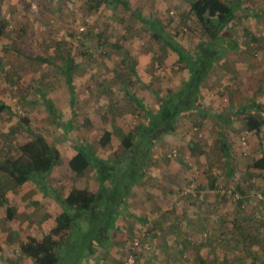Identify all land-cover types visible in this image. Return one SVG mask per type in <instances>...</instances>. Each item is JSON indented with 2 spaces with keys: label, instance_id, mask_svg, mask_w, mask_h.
Wrapping results in <instances>:
<instances>
[{
  "label": "rangeland",
  "instance_id": "obj_1",
  "mask_svg": "<svg viewBox=\"0 0 264 264\" xmlns=\"http://www.w3.org/2000/svg\"><path fill=\"white\" fill-rule=\"evenodd\" d=\"M39 1L41 0H35L33 4H30L27 10L28 15L25 14L26 21L30 23L32 29L21 31V27L9 31L8 25L0 39V100L9 107L8 111L0 115V161L12 160L16 157L18 146L31 139L28 129L32 133L43 134L53 144L57 142L58 137L104 136L109 138L108 144L112 151H95L93 152L95 160H93L112 161L116 157H121L123 153L119 154V151H115L120 142L118 132L126 134L141 123L140 116L134 108L135 104H127L124 93L127 91L131 96L146 103V106H155L153 108L155 110L156 94L153 95L148 90L151 78L160 76L162 77L160 87L174 89L175 85L179 86L181 75L183 73L187 75L186 70L177 64L175 54L162 44H154L146 27L141 26L130 12H125L109 0H61L59 17L64 20L63 24L54 29L43 30L35 29L41 21L39 17L42 11L38 8L43 5H39ZM124 1L132 10L138 11L140 16L153 18L160 15L158 17L165 26L166 32L192 55L196 43L201 40L200 33L194 18L191 19L175 10L178 0ZM49 9L51 22L55 17L53 8ZM12 16L14 18L12 17L11 21L23 25L18 13ZM41 18L47 19L43 16ZM180 18L184 20L180 21ZM13 25L15 27L11 28L18 26ZM80 28H83V31H80ZM20 31L23 32L21 36L26 34V38L21 39V36H18ZM39 32H42V36L38 34ZM13 34H16L17 38H14ZM7 46L12 48L11 51L5 48ZM144 48H147L145 52ZM149 54H152L153 59L150 60L149 65L142 68V60L147 58L148 61ZM124 56L129 61L122 62L126 59L123 58ZM37 57L49 63L38 62L35 60ZM67 60L70 62V67L65 66ZM62 70L69 71L71 76L72 85L77 94V96L75 94L76 106L70 103V93L66 77L61 73ZM103 77L107 79L105 84L102 83ZM97 87L101 88V92L96 89ZM107 88L110 92H106ZM47 98L52 101L54 112L47 109L45 104ZM91 104H96V108H90ZM74 112H76L75 118L72 117ZM194 113L179 119L175 124V134H164L165 139L162 138L161 142H158V148L165 149L162 154L166 153L167 159L169 154L172 156L175 153L174 160L179 163L176 164L177 169L182 167L183 174L187 176L184 180L178 179L181 186L177 196L179 199L187 197L195 203H202L203 199L213 200L215 195L220 194L225 205L219 206L214 211L211 207L196 205V209L202 210L199 216L203 215L204 220H209L206 222L203 234L206 236L207 231L210 230L209 227L242 235L246 232L248 235L254 232L253 237L238 238L240 245H237L236 249L239 252H235L249 255L248 259L251 258L252 264H264V172L252 167L254 161L264 157V137H255V135L241 137L240 133L235 136L234 131L229 141L233 146L231 159L221 161V157L218 158L220 154L218 140L213 142L211 137L209 142L201 134V123L198 121L200 116ZM24 118L28 119V126L20 122ZM69 120L73 122L70 127H68L69 124L67 125L70 123ZM262 134L264 135V130ZM243 140L246 142L244 153L242 152ZM204 141L205 146L201 145ZM105 145L106 143H103V146ZM162 145H165L164 148L160 147ZM99 148V146H93V149ZM55 151L59 157L60 149L55 148ZM129 158H126L127 161L130 160ZM150 159L149 155L147 160ZM134 160H137L136 156ZM124 163L121 166L123 168ZM229 167L236 171L231 178L224 174L230 169ZM56 176H52V181L46 177V181H50L53 189L57 181L56 179L54 181ZM61 177L62 182L59 179L56 185L58 190H55L60 195H65L68 193L71 181L63 173ZM213 177H219L217 182L221 184L220 191L209 192L206 189L215 184ZM65 178L69 183H65ZM240 184H243L244 188L250 185L252 188L244 190V193L239 195V191L236 193V187ZM124 189V184L120 183L116 189L119 193L114 192L113 199L123 200L126 195ZM49 195L52 193L50 192ZM47 199L34 185L27 183L22 187H16L12 184L10 177L0 173V214H5L8 207L6 202L13 203L15 216L12 239L15 244L20 240L16 237L18 232L23 236L29 234L38 236L43 233V231L37 233L29 231L32 229L37 231L40 225L47 227L49 224L48 217L44 216L46 212L41 211L44 207L41 206L42 202ZM217 215H220L219 223L216 222ZM108 217L110 218V216L104 218L105 221ZM89 223L90 221H80L77 225L81 231L87 228ZM8 224V231L12 230L10 223ZM21 234L19 237L22 239ZM132 239L127 241L128 245ZM214 240L217 241V239ZM241 245L247 246V252L240 250ZM17 250L19 251V247ZM128 250L127 248V253ZM12 256L14 259L15 252ZM19 262L34 264L32 259L31 262L26 260H19Z\"/></svg>",
  "mask_w": 264,
  "mask_h": 264
},
{
  "label": "crops",
  "instance_id": "obj_2",
  "mask_svg": "<svg viewBox=\"0 0 264 264\" xmlns=\"http://www.w3.org/2000/svg\"><path fill=\"white\" fill-rule=\"evenodd\" d=\"M34 1L0 0V16L8 21L9 31L10 29H19L21 27V31H23L22 29H32L30 23L26 21L25 14L28 15V7ZM222 1L234 7L236 17L232 25L227 29L228 36L220 40L219 45L214 47L215 63L213 70L206 77L201 87L200 96L202 102L200 107H202L206 116L196 114L200 116L198 121L201 123V134L209 142L211 141V137L213 142L218 140V148L220 151L218 158L220 159L221 157V161H225V159L230 161L233 146L229 141L234 131L235 136L237 133H240L241 137H253L254 135L255 137H264L262 134L264 124L258 133L246 130V118L249 114L257 112L264 123V0ZM39 2V5H43L38 8L42 11L39 17L41 21H38L39 23L35 29H54L63 24L64 20L59 17L61 13V0H41ZM51 7L53 8L55 22L49 21V8ZM174 8L178 13L182 12L193 19L189 13L188 4L184 0H178ZM17 13L21 16L23 25H18L19 23L16 21H11L12 15ZM42 16L47 19L41 18ZM156 16L153 18L140 17L143 19L160 20V15ZM181 20L184 19L180 18ZM139 23L141 26H144L142 22ZM13 24L18 25L17 28H11L15 27ZM198 30L200 33L199 39L201 40L196 45L202 41L208 42V39L203 36L199 26ZM21 31L18 36L23 34ZM41 33L39 32L38 34L42 36ZM147 33L149 32L147 31ZM10 35L7 36L10 37ZM12 36L17 38L16 34ZM24 38H26V34L21 36V39ZM174 40L179 44L176 39ZM153 42L155 45L159 44L157 40H153ZM179 45L182 46L181 44ZM5 48L10 49V51L12 49L8 46ZM146 49L144 48V52ZM151 56L152 54H149L150 58L148 61L147 58L142 60V68L150 64V60L153 59ZM123 58H126V56ZM127 61H129L127 58L122 60V62ZM181 76L180 82L186 80L188 73L187 75L183 73ZM106 80V77H103L102 83H107ZM177 88L178 86L175 85L174 89ZM96 89H99V92H101V88L97 87ZM74 92L76 94L75 89ZM106 92H110V89L107 88ZM126 103L128 104V100ZM90 108H96V104H91ZM75 114L76 112L73 113V118L76 117ZM174 134L175 131L172 135ZM162 138L165 139V137H161L158 142H161ZM56 141L53 144L48 140L54 148L60 149L59 164L53 166L47 175L50 181H52L53 175H57L55 178L53 177L54 181L55 179L57 180L56 185L59 179L62 182V173L70 179L68 162L75 154L74 149L79 146H85L88 154L92 156L95 151H112L110 144H108L110 142L109 138L105 137H58ZM158 142L151 152V159L147 162L142 179L131 187L125 202L122 203L121 208L118 210L119 212L114 219V224L108 232V245L106 249L97 250L95 255H92L90 258H84L79 264H122L127 256V248L129 247L127 241L132 238H140L143 244L149 246V249H144L145 245L139 248L137 264H252V261H250L251 258L248 259L249 255L245 256L244 253H236L235 251H238L236 248L237 245H240L238 238L245 239L246 237H253L255 235L254 232L249 233L250 235L247 232L245 235H242L209 227L210 230L207 231L205 236L203 233L206 229V222H209V220H204L203 215L199 216L202 210L196 209V205L211 207L212 211H214L219 206H224L225 204H223L220 194L215 195V199L213 200L205 201L203 199L201 201L202 203H195L190 198L187 199V197L179 199L177 194L181 182L178 179L181 178L184 180L187 176L183 174L182 167H178L179 169H177L176 164L179 163L174 160L175 153L172 156L170 154L168 155V158L172 160L167 159L166 153L162 154L165 149H159ZM103 143H106V145L103 146ZM167 143L170 146V142L168 141ZM205 144V141L201 143L204 146ZM93 146H99L100 148L96 150L93 149ZM164 146L162 145L160 147L164 148ZM122 150L119 142L115 151H119V154H121ZM183 153L186 152L183 151ZM260 171L264 172V170ZM235 172V170L230 168L224 174L231 178L235 175ZM98 177L97 173L91 167L87 168L84 173L83 184L92 193H96L100 187ZM67 178H65L66 184L69 183ZM218 178L213 177V183L215 184L211 188H206L209 192L212 190H221V184L217 182ZM50 181L48 182L49 185ZM29 184L34 185L32 183ZM56 185L54 189H57ZM251 188V185L244 188V185L240 184L236 187V193L239 191V195H242L244 190ZM201 189H204V187H201ZM67 194L62 196L66 197ZM45 198L47 199L48 197ZM33 203L36 204V202ZM9 204L6 202L8 207H6L5 214H0V264H12L13 262L22 264L21 262L18 263L19 260L31 262V258L21 255L17 248L20 244L26 242L29 237H35L37 239L45 238L49 230L55 225V218L62 213V209L58 203L49 198L43 201L41 206L44 207L41 211L46 212L44 216L46 218L48 217L49 224L47 227L40 225V229L36 227L37 231L35 229L29 231L33 233L43 231L42 234L40 233L41 236L40 234L38 236L37 234L23 236L18 232L16 237L20 240L15 244L12 239V234H14L13 218L15 211L12 207L13 203ZM219 216H215L216 222L218 223L221 220ZM8 223H10L13 231H8ZM23 231L24 229L22 228ZM19 234H21L22 239L19 237ZM214 239H217L219 242L217 243ZM240 250L247 252V246L241 245ZM14 252L16 256L13 259L12 255ZM221 256H224L223 261H221Z\"/></svg>",
  "mask_w": 264,
  "mask_h": 264
},
{
  "label": "trees",
  "instance_id": "obj_3",
  "mask_svg": "<svg viewBox=\"0 0 264 264\" xmlns=\"http://www.w3.org/2000/svg\"><path fill=\"white\" fill-rule=\"evenodd\" d=\"M109 1L121 7L125 12H130L134 19L142 22L152 40H157L159 44L176 55L177 64L187 71L188 77L180 82L177 89L169 87L164 89L161 86L163 90L160 87L162 77H152L148 90L153 95L156 94V97L154 96L157 101L155 110L153 109L155 106H146V103L144 104L126 91L124 94L128 104H135L134 108L140 116L141 123L126 134L118 132L123 155L112 161L103 159L94 161V156L88 154L85 146L76 148L74 156L68 162L72 187L66 197L56 192L46 181L53 166L59 164V157H57L55 148L43 134L32 133L28 129L31 139L18 146L16 157L12 160L0 161V173L5 177H10L12 184L22 187L26 183H32L45 197L58 203L62 209V213L55 218V225L45 238H29L19 246L20 254L31 258L34 264H79L84 258L95 255L97 250L106 249L108 232L114 224L118 210L125 202L131 187L142 179L147 159L159 139L164 134L174 133L175 124L185 115L195 112L194 114L206 116L200 107L201 87L213 70L214 47L228 36L227 29L236 17L234 7L222 0H184L188 4L190 15L200 27L203 36L208 39V42L202 41L196 45L191 55L166 32L165 26L159 19L141 18L140 13L132 10L124 0ZM7 27L8 21L0 16V39ZM35 60L49 63L38 57ZM66 63L65 66L70 67L68 60ZM68 72L67 70L61 71L66 77L70 103L75 105V92ZM45 104L49 111L54 112L51 100L47 98ZM8 110L9 107L0 100V115ZM20 122L28 126L29 121L24 118ZM72 123L70 121L68 127ZM263 124V119L257 112L249 114L246 118V130L249 132L258 133ZM135 156L137 160H134ZM126 158L130 160L127 161ZM123 163L124 168L121 167ZM89 167L99 176L100 187L96 193L86 189L83 184L84 173ZM252 167L264 170V157L254 161ZM120 183L124 184L126 195L123 200L117 201L112 196L114 192H117L116 189ZM50 192L52 195H49ZM107 216L110 218L108 217L105 221L104 218ZM80 221H90V223L87 228L80 231L77 225ZM141 244L144 247L142 242ZM144 249H149V246L146 245ZM138 256L139 251L136 255V264ZM223 257H220L221 261Z\"/></svg>",
  "mask_w": 264,
  "mask_h": 264
},
{
  "label": "built area",
  "instance_id": "obj_4",
  "mask_svg": "<svg viewBox=\"0 0 264 264\" xmlns=\"http://www.w3.org/2000/svg\"><path fill=\"white\" fill-rule=\"evenodd\" d=\"M80 31H83V28H80ZM243 145V153H244V146H246V142L243 140L242 142ZM142 239L140 238H135L131 241V243L129 244L128 247V253L127 256L125 258V261L123 264H136V255L139 251V248L142 246L141 244ZM146 246V244H144Z\"/></svg>",
  "mask_w": 264,
  "mask_h": 264
}]
</instances>
